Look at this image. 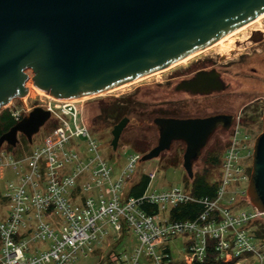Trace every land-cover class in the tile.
Here are the masks:
<instances>
[{
	"label": "water",
	"instance_id": "water-1",
	"mask_svg": "<svg viewBox=\"0 0 264 264\" xmlns=\"http://www.w3.org/2000/svg\"><path fill=\"white\" fill-rule=\"evenodd\" d=\"M263 13L264 0H0V108L27 95L29 78L55 99L112 89L180 61ZM49 117L33 107L0 135V148L15 147L19 133L32 143ZM221 117H154L157 143L139 160L184 140L182 167L192 178L193 163ZM128 120L113 125V150ZM246 195L264 212V113Z\"/></svg>",
	"mask_w": 264,
	"mask_h": 264
},
{
	"label": "built area",
	"instance_id": "built-area-1",
	"mask_svg": "<svg viewBox=\"0 0 264 264\" xmlns=\"http://www.w3.org/2000/svg\"><path fill=\"white\" fill-rule=\"evenodd\" d=\"M46 98L41 99L42 108L50 112L49 118L56 124L45 130L42 146L22 159L0 150V166L14 173L0 197L8 201L7 216L0 210V264H74L107 235V224L119 232L122 223L132 229L139 242L129 264H138L142 252L153 264H171L167 243L179 236L184 238V264L202 261L208 239L215 241L218 257L224 262L250 264L246 253H252L258 264H263L264 255L254 243L248 223L254 217L264 220V212L236 213L231 203L223 201L230 179L244 174L240 160L252 156L253 147L247 145L238 123L232 127L231 140L223 154L215 197L196 199L178 186L161 191L147 189L138 197H126L124 189L139 156L130 155L115 172L85 124L87 99ZM17 100L21 101V109H10L18 121L31 107L26 104V96ZM144 173L150 181L155 174ZM187 201L203 205L195 219L170 220L161 215L168 206ZM144 203L156 204L158 212L146 213L141 208ZM50 213L62 218L58 230L45 220ZM42 241L49 244L31 248V244ZM118 257L123 259H117L118 264H125V256Z\"/></svg>",
	"mask_w": 264,
	"mask_h": 264
},
{
	"label": "rangeland",
	"instance_id": "rangeland-1",
	"mask_svg": "<svg viewBox=\"0 0 264 264\" xmlns=\"http://www.w3.org/2000/svg\"><path fill=\"white\" fill-rule=\"evenodd\" d=\"M260 19L254 22L247 27H239L240 29L236 31L230 32V35L220 39V41H216L202 52L197 53L191 57H188L181 63H173L168 67L162 68L156 72L147 74L145 76H141L131 82L124 83L118 87H114L112 89L107 90L106 92H102L98 95H94L90 98H86L87 100L84 103V118L85 124L90 132L92 138L98 142L99 151L104 156L107 162L112 163L115 172H119L121 167L124 166L129 160V156L135 153L130 145L122 147L124 141L120 137L118 143V149L112 150L110 148V142L112 139L111 130L113 125L116 124L117 121L108 120L107 125L103 128L100 127L97 123H92V121L88 118V111L92 108V104L86 107V103L97 101L101 97H105V95H113L118 96L117 103L119 105H123V107L127 108L131 104L135 105V111H131L127 114L130 118L129 126L139 132H141L144 136V142L148 143L150 146L145 151V153L153 147L156 143L157 139V129L155 124L153 123V118L160 115L169 114V112L174 115L172 109V103H169L172 100V95L170 94L166 100L165 92L163 90H169L171 88V84L174 81V76L179 68H183L189 65L194 59L202 58V57H216L215 59L228 60L236 55V52L249 49L251 47L252 42L249 37L256 28L264 29V15H261ZM246 26V25H245ZM264 33V32H263ZM175 64V65H174ZM31 74V71H28ZM26 86L29 89L28 94L26 95V104L31 109L35 106L42 107L43 103L41 99H47L46 95L40 93V91L32 85V81L29 78L26 81ZM166 89H163V88ZM171 90V89H170ZM112 97V96H111ZM25 98V97H24ZM21 101L13 99L9 104L0 108V111L5 107L13 108L16 107L18 110L21 109ZM94 108V106H93ZM184 110H188V108H184ZM94 110L91 109V112ZM190 111V110H188ZM26 114V113H25ZM54 123L53 118H48L45 124L40 128V130L32 136V143H28L24 140V135L18 134V143L13 149H8L6 143H3L0 150H6L8 153L12 154L16 159H22L28 156L33 150L37 147L42 146V136L44 135L45 130L50 128ZM56 124V122H55ZM128 126V127H129ZM245 128V127H244ZM243 127L244 134L248 133L251 135V131L245 130ZM260 130V127L252 132V136ZM26 139V138H25ZM73 140L79 141L81 138H74ZM247 145L253 147L254 141L246 142ZM216 145H220L219 143H207L206 146L201 150V154L193 163V169L195 171V166L197 164L202 165V157L204 152L211 148L216 147ZM136 148V147H135ZM141 150V148H136ZM184 149V145L182 143L174 142L171 147L167 150L162 151L157 157L146 161L137 162L135 165V169L141 170L143 172L153 171L155 172L154 177L150 181L149 191H161L167 190L173 186H178L183 190L187 191L191 189L192 186V178H190L185 170L182 167V152ZM111 151H114L112 155H110ZM140 158V157H139ZM251 160L252 156L247 159H241L240 164L244 168V174H240L235 177V179H230L229 183L225 187V194L223 201L231 203L232 209L234 212H240L241 210H246L247 212H253L256 210L252 204L250 203L247 195L246 188L249 180L250 170H251ZM133 174V172H132ZM131 174V176H132ZM207 180L210 183H214L218 181L221 182L222 170L218 168L216 170H212L208 168L205 172ZM14 179V173L8 167L0 166V197L5 192V184L6 181ZM131 179V177H130ZM129 179V180H130ZM127 185V184H126ZM169 206L166 208L165 214L164 211L161 213L163 216H167L169 211ZM0 210L3 216H7L8 213V201L5 198H0ZM51 221L53 227L58 230L62 224V218L59 215H55L54 213H50L45 215V220ZM249 233L251 234L254 243L259 247L260 251L264 255V220L261 217H254L248 223ZM105 229L108 231L107 235L102 237L98 242L94 244L93 251L90 252L87 256H81L76 263L74 264H118V261H123V259H119L118 255L121 254L125 256V264L131 262V258L136 251V248L139 246V242L133 233L132 229L127 226L123 231L114 232L113 226L111 224H107ZM177 238V237H176ZM174 244H172V248L174 250H178L181 254L183 253V261L181 264H184V255L185 251L183 250L182 238L181 236L177 239H173ZM176 240V241H175ZM49 244L48 241H42L31 244V248L41 246L46 247ZM184 244V243H183ZM182 250V251H181ZM178 252L177 255H180ZM250 264H258L256 257L252 253H246ZM118 257V258H117ZM118 259V261H117ZM180 263V262H178ZM138 264H153L151 259L147 257L145 252H142L139 257ZM171 264H176L173 262ZM264 264V258H263Z\"/></svg>",
	"mask_w": 264,
	"mask_h": 264
},
{
	"label": "flooded vegetation",
	"instance_id": "flooded-vegetation-1",
	"mask_svg": "<svg viewBox=\"0 0 264 264\" xmlns=\"http://www.w3.org/2000/svg\"><path fill=\"white\" fill-rule=\"evenodd\" d=\"M263 32L264 29L256 28L249 36L251 47L236 52V55L228 60L215 59L216 57L213 56L202 57L179 68L171 84V90H163L166 91L164 101L170 94L173 98L169 103H172L174 115L169 112L165 116L184 119L221 115L207 143H229L232 127L236 123L241 128L245 127V130L251 131V135L244 132L243 134L248 141H254L262 129L264 113ZM115 97L111 94L99 99L106 103L117 100ZM186 107L190 111L184 110ZM128 119L120 137L124 131L133 130L129 126L130 118ZM259 127L260 130L252 136V132ZM157 140L158 130L156 143ZM174 142L182 143L185 148L184 140H173L172 144ZM118 148L117 145L115 150ZM144 153L138 152L137 155L140 157Z\"/></svg>",
	"mask_w": 264,
	"mask_h": 264
},
{
	"label": "trees",
	"instance_id": "trees-1",
	"mask_svg": "<svg viewBox=\"0 0 264 264\" xmlns=\"http://www.w3.org/2000/svg\"><path fill=\"white\" fill-rule=\"evenodd\" d=\"M102 101L103 100L98 99L97 101L86 103L87 109L90 104H92L91 109L94 110L93 112H91V109H89L88 118L92 121V123H97L102 128L107 125L108 120L118 122L122 117H124L131 111L136 110V107H134L135 105L131 104L129 107L124 108L123 105H119L116 102L117 100L106 103ZM16 122L17 120L13 118L10 108L5 107L4 109H2L0 111V135L7 131ZM53 125H55V122L53 123ZM121 138L125 144L122 147L126 146V144L130 145L134 150H136L135 153H137L138 151L144 153L150 146L148 143L144 142L145 140L143 134L135 129L129 130L128 132L124 131ZM24 140L27 141V139L25 138ZM219 144L220 145H216V147L214 146L207 149L202 157V165L197 164L195 166V171L193 169L192 186L191 189L187 190L186 192L196 199L203 197L213 198L216 196L219 183L218 181L210 183L207 180L205 172L208 170V168L212 170L221 168L223 154L228 143ZM135 147L141 148V150H138ZM7 148L10 150L13 149V147L10 145H7ZM110 148L112 149L111 145ZM113 152L114 151H111L110 155H112ZM149 183V176L143 171L135 169L133 171L131 179L128 181L124 189V194L126 197H138L148 189ZM141 208L148 214H155L158 212V207L156 204L144 203L141 205ZM168 209L169 211L167 213V217L170 220H193L200 214L203 209V205L197 201H187L171 205ZM124 228H127V225L125 223H122L121 230L123 231ZM263 230L264 229H262L261 231ZM231 262L232 260H229L227 262L222 261V259L218 257V252L215 247V241L213 239H208L204 258L202 259V261H194L192 264H231Z\"/></svg>",
	"mask_w": 264,
	"mask_h": 264
},
{
	"label": "bare ground",
	"instance_id": "bare-ground-1",
	"mask_svg": "<svg viewBox=\"0 0 264 264\" xmlns=\"http://www.w3.org/2000/svg\"><path fill=\"white\" fill-rule=\"evenodd\" d=\"M262 15H264V13L262 14ZM260 17H262L261 15H259V16H257L255 19H253V20H251V21H249V22H247V23H245L244 25H242V26H240V28L241 27H243V28H245V27H247L248 25H251V24H253L254 22H256L258 19H260ZM246 25V26H245ZM239 27L238 28H236V29H234L233 31H236V30H238V29H240ZM231 33H233V32H231ZM228 35H230V33L228 34ZM228 35H226V36H228ZM226 36H224V37H226ZM224 37H222V38H224ZM222 38H220V39H222ZM220 39H219V41H220ZM211 45V44H210ZM210 45H208V46H210ZM208 46H206V47H204V48H202V49H199V50H197V51H194V52H192L191 54H189V55H186L184 58H182L178 63H181V62H183L184 60H186L188 57H191V56H193V55H195V54H197V53H200V52H202L204 49H206ZM177 64V63H176ZM171 65H173V64H171ZM175 65V64H174ZM170 66V65H169ZM145 76V75H144ZM25 86H26V82H25ZM120 86V85H119ZM27 87V86H26ZM116 87H118V86H116ZM27 89H28V87H27ZM39 90V89H38ZM40 91V93H43V94H45L46 96H48L49 94H48V92H45V91H41V90H39ZM107 91V90H106ZM106 91H104V92H106ZM28 92H29V89H28ZM100 93H102V92H100ZM100 93H97V94H94V95H98V94H100ZM94 95H90V96H86L84 99H86V98H90V97H92V96H94Z\"/></svg>",
	"mask_w": 264,
	"mask_h": 264
},
{
	"label": "crops",
	"instance_id": "crops-1",
	"mask_svg": "<svg viewBox=\"0 0 264 264\" xmlns=\"http://www.w3.org/2000/svg\"><path fill=\"white\" fill-rule=\"evenodd\" d=\"M150 184H151V182L149 183V187H150ZM148 187V188H149ZM180 237V236H179ZM178 238V237H177ZM177 238H175V239H177ZM182 238V245H184L183 243H184V238L183 237H181ZM176 241V240H175ZM172 244H174V240H171L170 242H168L167 243V246H168V249H169V252H170V255H171V259H172V261L173 262H176V264H181L182 263V261H183V253L181 252V254L178 252V250H174L173 248H172ZM182 251V250H181ZM175 252H178L180 255H177V253H175ZM178 262H180V263H178Z\"/></svg>",
	"mask_w": 264,
	"mask_h": 264
}]
</instances>
